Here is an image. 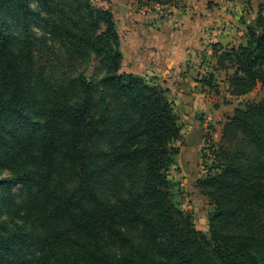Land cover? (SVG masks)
I'll use <instances>...</instances> for the list:
<instances>
[{"label": "trees", "instance_id": "trees-1", "mask_svg": "<svg viewBox=\"0 0 264 264\" xmlns=\"http://www.w3.org/2000/svg\"><path fill=\"white\" fill-rule=\"evenodd\" d=\"M246 38L212 45L238 98L264 88L263 11ZM120 46L94 0H0V264H264V99L197 180L205 233L175 200L170 90L122 71Z\"/></svg>", "mask_w": 264, "mask_h": 264}, {"label": "crops", "instance_id": "crops-1", "mask_svg": "<svg viewBox=\"0 0 264 264\" xmlns=\"http://www.w3.org/2000/svg\"><path fill=\"white\" fill-rule=\"evenodd\" d=\"M101 1L114 13L121 36L122 71L158 78L170 90L180 125L184 120L188 128H182V134L188 131L192 138L201 129L195 117L203 109V84L193 72L205 69L206 65L200 68L203 55L213 58L217 68L213 44L229 48L245 44L249 26L241 18L256 0H182L183 8L172 7L167 15L146 9L147 0ZM228 85L230 89L229 79Z\"/></svg>", "mask_w": 264, "mask_h": 264}, {"label": "rangeland", "instance_id": "rangeland-1", "mask_svg": "<svg viewBox=\"0 0 264 264\" xmlns=\"http://www.w3.org/2000/svg\"><path fill=\"white\" fill-rule=\"evenodd\" d=\"M100 7L107 6L101 0H94ZM183 1L175 0L174 4L183 8ZM264 0H256L253 6H247V14L243 15L241 21L248 26H254L261 11L264 12ZM173 6H167L164 10H170ZM232 24V22L230 23ZM248 27V28H249ZM248 28L246 29L248 32ZM245 31V29H241ZM247 32L245 35H247ZM200 61H198L197 65ZM206 65L203 72H193L194 76L201 82L202 78L213 74L216 79L217 89L206 87L201 97L202 111H200L195 121L201 129L190 138L189 132H184L181 139L176 143L180 147V154L177 157L178 167H174L171 176L177 183L175 190V200L185 210L193 214L196 227L208 233L210 215L214 211V206L208 199L203 198L197 180L204 177L212 164L214 158L211 153L212 148H217L221 144L224 123L226 122L231 109L235 106H245L247 103H258L264 99V88L259 85L251 93L240 98L234 97L230 93L228 85V72L215 68V60L209 56L203 55L201 66ZM92 70V69H90ZM89 70V71H90ZM154 82L161 85L156 77ZM162 86V85H161ZM210 104L208 105L207 104ZM181 117V116H180ZM181 119H183L181 117ZM194 124V123H193ZM182 128H187L184 120L181 123ZM188 129V128H187ZM190 131V130H189ZM211 153V156L207 152ZM4 176V175H2ZM203 196V197H202ZM206 217L207 219H204Z\"/></svg>", "mask_w": 264, "mask_h": 264}, {"label": "built area", "instance_id": "built-area-1", "mask_svg": "<svg viewBox=\"0 0 264 264\" xmlns=\"http://www.w3.org/2000/svg\"><path fill=\"white\" fill-rule=\"evenodd\" d=\"M175 1V0H174ZM182 1V0H181ZM167 6H173V7H177V6H179L180 7V5H177V4H174V2L173 3H169V4H162V3H159V2H149L148 1V3L145 5V8L146 9H154V10H159V11H161L164 15H167L168 14V11L167 10H164ZM208 153V155L209 156H211V153L208 151L207 152ZM212 156H213V154H212Z\"/></svg>", "mask_w": 264, "mask_h": 264}]
</instances>
